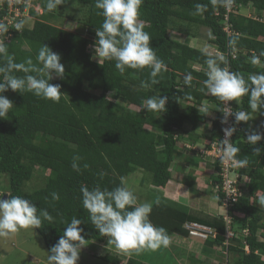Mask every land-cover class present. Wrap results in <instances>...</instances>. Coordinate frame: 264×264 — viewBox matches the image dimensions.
I'll use <instances>...</instances> for the list:
<instances>
[{
  "label": "trees",
  "instance_id": "1",
  "mask_svg": "<svg viewBox=\"0 0 264 264\" xmlns=\"http://www.w3.org/2000/svg\"><path fill=\"white\" fill-rule=\"evenodd\" d=\"M66 1L76 3L77 16L61 12L64 6L47 11L45 0H36L42 13L31 8V18L24 19L21 32L13 29L9 38V31L0 34V40H5L8 54L15 62L28 57L34 59L39 47L45 44L61 55L65 67L62 77L53 73L50 81L61 86L62 95L58 101L9 90L4 95L14 106L9 116L0 119V173L9 181L6 192L29 199L38 209H47L53 216L52 221L44 220L41 228L36 229L49 251L73 216L85 221L81 227L86 246H97L91 244L93 240H108L91 224L83 208L81 185L91 189L99 184L102 189L111 190L119 186L121 177L141 170L151 174L152 186L166 187L172 179L171 168L179 156H186L195 165L206 160L202 155L188 154L190 150L182 154L181 141L193 146L205 141L203 147L209 148L211 142L223 140V113L219 110L224 103L201 91L208 56H223L221 66L226 64L246 78L249 74L264 72V56H260L259 65L250 62L253 55L259 56L264 51V0H234L237 12L244 8L250 15H231L234 32L231 36L223 23L226 9L213 7L209 0H143L139 19L145 22V30L151 35L150 46L167 65L160 83L147 89L141 87V81L148 79L149 69H127L121 75L114 61L103 60L100 64L94 59V50L88 49V45H94L98 39L96 28L103 22L98 14L100 10L95 8V0ZM197 3L207 4L208 8L194 15ZM5 14L0 11V16ZM58 17L61 18L58 20ZM63 17L78 23L81 32L69 31L54 23H61ZM181 21L208 27L211 30L209 43L220 54L171 37L169 31L179 32ZM233 37L239 38L238 44L230 48L228 41ZM187 74L193 77L190 86L184 83ZM153 95L168 98L164 112L145 110L143 101ZM233 107L235 111H250L248 97L240 98L239 104L233 101ZM212 113L215 116L210 118ZM209 121L210 130L199 132V126L208 127ZM252 124L253 120L237 124L239 129L232 137V143L240 148L237 158H247L249 164L245 168H233L239 183L245 186L246 195L233 200L228 210L232 218L231 238L227 236L229 228L224 215H197L177 209L161 201V196L158 203L152 204V223L164 227L169 236L190 237L184 227L187 222L203 224L214 231L216 237L205 241V260L191 253L187 256L190 259L187 264H264V207L259 203L264 199V140L256 145L262 149L261 155L256 156L253 146L245 139ZM187 125L192 126L190 130ZM75 155L83 158L80 172L71 167ZM209 161L215 173L211 174L208 185L212 186L222 206L225 197L222 177L216 174L221 171L220 161L212 158ZM84 163L89 165L87 169L82 167ZM100 172L105 173L102 180ZM37 178L40 182L29 189L30 183H35ZM217 185H220L218 192ZM53 192L60 195V200H52ZM217 251L226 256L220 262ZM122 255L125 254L115 256L107 252L98 257L110 264H150L137 258L134 252L126 261Z\"/></svg>",
  "mask_w": 264,
  "mask_h": 264
},
{
  "label": "clouds",
  "instance_id": "2",
  "mask_svg": "<svg viewBox=\"0 0 264 264\" xmlns=\"http://www.w3.org/2000/svg\"><path fill=\"white\" fill-rule=\"evenodd\" d=\"M65 2L66 0H45L46 10L51 12ZM209 2L213 7L230 9L233 0H209ZM142 3L143 0H95V8L100 10L98 14L103 17V22L99 28H96L95 34L98 39L94 45H90L94 48V59L96 58L100 64L103 63V60L114 61V66L121 75L127 69H149L148 79L141 81V87L147 89L160 83L162 73L167 71V65L157 57L155 50L150 46L151 35L145 30V22L139 19ZM207 8V4L197 3L193 14H202ZM240 11L242 10H238V13ZM40 12H43L41 6ZM14 27L16 31L21 32L24 22L19 21ZM8 31V26L5 23H0V34L8 33ZM238 39V37L231 38L228 41V46L235 48ZM90 45H88V49ZM260 56H264V51L259 56L253 55L250 58L251 64L259 65L261 63ZM61 59L59 53L42 44L34 59L28 57L22 62H15L13 56L8 54V45L5 40H0V119L9 116L14 106L13 102L4 95L9 90L21 94L28 92L38 98L58 101L62 95L61 86L50 81L53 79V73L57 77L64 75L65 67L61 63ZM224 59L223 56H208L206 58V79L202 82L201 91L224 103L223 109L219 110L223 113L221 120L223 125L229 124V117H234L236 124L248 123L253 120V113L258 114L261 109H264V72L249 74L246 78L241 73L230 70L226 64L221 66ZM17 73H22V75H17ZM192 80L191 74H187L184 83L190 86ZM245 96L248 97L250 111H233L228 106L231 101L239 104L240 98ZM186 99L190 100L191 97H186ZM167 102L166 96L153 95L144 100L143 104L149 113L164 112ZM236 131L235 126L223 128L221 163L230 164L233 168H245L249 164V160L237 158L240 148L231 142V137ZM245 139L248 145L253 146V153L256 156L261 155L262 149L256 145L264 140V133L250 127L245 134ZM184 150L187 152L189 149ZM187 153L192 155L191 152ZM82 159L79 155L73 156L71 167L74 171H81L80 162ZM82 167L87 169L89 165L84 163ZM104 175L103 172L99 173L101 180ZM5 193L8 199L3 198L4 194L0 196V237L10 236L21 228H41L44 220H53V216L47 209H38L37 205L29 199ZM80 193L83 208L87 211L91 224L100 235L108 238V247L114 246L117 251L133 249L154 251L161 247L167 248L170 245L171 237L167 230L154 225L150 219L152 203L138 202L137 196L128 187L124 177H121L119 186L111 190L102 189L99 184L91 189L87 185H81ZM51 198L58 201L60 195L53 192ZM259 203L264 207V199ZM84 222V220L73 216L71 221L66 223L63 235L51 247L50 254L47 255V264H78L82 249L87 247V240L83 236L84 230L81 227ZM107 245L100 244L108 249Z\"/></svg>",
  "mask_w": 264,
  "mask_h": 264
},
{
  "label": "rangeland",
  "instance_id": "3",
  "mask_svg": "<svg viewBox=\"0 0 264 264\" xmlns=\"http://www.w3.org/2000/svg\"><path fill=\"white\" fill-rule=\"evenodd\" d=\"M66 3V4H65ZM64 5L61 6L63 9L61 12H68L73 14L74 16L78 15V9L75 6V2H69L66 1ZM35 11L40 12V6H34ZM61 9V8H60ZM60 12V11H59ZM60 12V13H61ZM241 15L248 16L250 15V12L246 9H242L240 11ZM65 15V14H63ZM61 17H58V20ZM65 19L61 20L60 22L54 21V23L66 30L69 31H79L81 32V26H78V23H75L74 21L67 20L66 17H63ZM67 20V21H66ZM33 20L30 21L31 24ZM65 21V22H64ZM179 27L182 30V34L184 36L190 35V38L188 40L189 44L195 45L196 48L201 50H206L208 52H211L213 54H218V50L213 49L215 46L212 47V45L209 43V37L211 36V30L208 27L204 26H198L195 24H191L189 22H179ZM201 27V28H200ZM200 29H203L205 32L200 33ZM192 35V36H191ZM196 37V38H194ZM183 42L187 41L185 39H182ZM210 44V45H209ZM213 49V50H212ZM136 109V108H135ZM215 113H212L210 115V118L214 117ZM253 129H259L262 133L264 132V109H261L258 114H253ZM261 125V126H260ZM210 123L208 122V127L206 125L201 124L198 128L199 132H202L206 129L210 130ZM191 125H187L186 128L189 130L191 129ZM186 143H181V145H185ZM203 148V147H202ZM209 160H205V163ZM212 162V161H211ZM212 169V172L214 171L213 166L211 165L210 161L207 163V170ZM40 175V174H39ZM35 183H30L29 189H32L34 187V184L37 182H40V179H34ZM126 183L129 186V188L134 189V193L137 196L138 200L140 202H151L152 204L159 199L161 196V190H150L151 180L152 176L150 173L143 172L139 170L138 172L134 173L130 178H126ZM209 189L211 190V185H209ZM9 188V181H7V177L0 173V196H3V194L6 192V190ZM214 192L210 193V195H213ZM215 195V194H214ZM215 197H217L215 195ZM206 211L207 209L204 208ZM217 213V214H216ZM211 212L212 215H225L226 210L224 207H219L217 212ZM195 241L199 242L192 245V255H197L198 259H204V253H203V246L201 244H205V242L202 239L194 238ZM91 244H95L97 246H93L90 244H87V247L82 249L80 254V260L78 261V264H110L105 262L104 260L100 259L98 255H105L107 252L111 253L112 255L118 256L121 254H128L126 251H117L115 250L114 246L108 247H102L100 244H107L106 242H99V241H93ZM185 245L170 247L169 249L161 247L157 250H144V251H137L134 250V254H137V258L142 259L150 264H187L189 262V258L186 256L184 252ZM50 254V251L48 250L46 243L43 239V237L38 233L36 229L32 228H21L16 233L11 234L7 237H0V264H47V255ZM217 254V260L220 262L222 259H225V255L221 256V254L216 252ZM124 257V261H126L129 256L128 255H122ZM189 259V260H188ZM215 259V258H214ZM216 261V259H215ZM214 261V262H215ZM217 262V261H216Z\"/></svg>",
  "mask_w": 264,
  "mask_h": 264
},
{
  "label": "crops",
  "instance_id": "4",
  "mask_svg": "<svg viewBox=\"0 0 264 264\" xmlns=\"http://www.w3.org/2000/svg\"><path fill=\"white\" fill-rule=\"evenodd\" d=\"M202 31L205 32L203 29H200V33ZM169 34L173 38L177 37L178 39H180L182 43H184L182 39H185L187 40L185 42H188L190 38V35L189 37L184 36L182 34V30L180 29L179 32L178 30L176 31L170 30ZM191 46L195 47V45L193 44H191ZM209 123L211 125V121H209ZM204 142H200V144H198L197 146L200 148L203 147ZM179 150L181 151L182 154L185 153V150L181 145V143ZM207 163H209V161L206 163L205 161H200L197 165H195L190 163L186 159V156L185 157L179 156V158L175 161V163L171 168L172 179L170 180L168 185L166 187H160V188L150 185V190L151 191L161 190L160 193L163 199L161 201L165 202L170 206H173L174 208L181 210H188L197 215L200 214L212 215L211 212L216 213L219 207L222 206H220V204L218 203V198L215 197L214 194L210 195L212 190L209 189L210 187L208 185V181L209 178H211L210 177L211 174L215 173V171L212 172V169L207 170ZM133 174L129 175L126 178H130ZM132 190L134 191V189ZM138 202L140 201L138 200ZM204 208H206L207 210L205 211ZM170 237H171V242L168 247L170 248L173 247L174 245L180 246L184 244L185 248L183 253H185L186 256H189V254H191L193 244L195 243L200 244L199 242L195 241L194 238L191 237L186 238L178 234L172 235ZM201 245L203 246L202 250H204L205 244H201ZM126 253L128 254L125 255H128L129 257L132 255L131 250H127Z\"/></svg>",
  "mask_w": 264,
  "mask_h": 264
},
{
  "label": "built area",
  "instance_id": "5",
  "mask_svg": "<svg viewBox=\"0 0 264 264\" xmlns=\"http://www.w3.org/2000/svg\"><path fill=\"white\" fill-rule=\"evenodd\" d=\"M36 0H0V11L3 13H6L3 16H0V23H5L9 28V35L8 38L12 36V30L15 29V24L19 21H23L25 18H30V9L34 8V6H37L40 4H35ZM7 3V4H6ZM7 6V7H6ZM20 6H24V9H21ZM238 6L235 4V1L233 0L232 6L230 9H226V14L224 15L223 23L225 26V31L228 33L229 36H231L233 32V27L230 23V18L232 14L238 13L237 12ZM93 46H89V50H93ZM220 54V53H218ZM236 57V54H235ZM229 107L232 108L233 111V101L229 102ZM228 126H235L237 130L239 129V126L235 123L234 117H229V124L223 125L224 127ZM233 137V136H232ZM231 137V142H232ZM223 139H224V132H223ZM221 141L217 140L215 142H211L209 148H203L198 149L197 147L193 145H188L187 148L191 151L192 155H202L205 157V159H213L215 162L220 161V173H216L219 176L222 177V184L221 188L223 193L225 194L222 207L225 208L226 214L224 215V220L228 224V238H231L233 236V232L231 229L232 224V218L228 215V210L233 206V200H236L239 197H243L246 195L245 193V186H242L239 183L238 177L235 174L233 167L230 164H223L221 163ZM220 189V185L216 186V191L218 192ZM185 229L189 232L190 236L193 237H199L203 240H206L210 238L211 236L216 237L214 231L207 226L194 223V222H188L185 224ZM247 233V231H245ZM249 250V248H247Z\"/></svg>",
  "mask_w": 264,
  "mask_h": 264
},
{
  "label": "water",
  "instance_id": "6",
  "mask_svg": "<svg viewBox=\"0 0 264 264\" xmlns=\"http://www.w3.org/2000/svg\"><path fill=\"white\" fill-rule=\"evenodd\" d=\"M3 198L6 200V199H8V196H7V195H5Z\"/></svg>",
  "mask_w": 264,
  "mask_h": 264
}]
</instances>
